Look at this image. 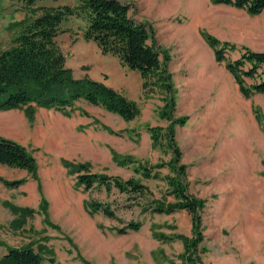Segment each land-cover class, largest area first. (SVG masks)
<instances>
[{"label": "rangeland", "instance_id": "rangeland-1", "mask_svg": "<svg viewBox=\"0 0 264 264\" xmlns=\"http://www.w3.org/2000/svg\"><path fill=\"white\" fill-rule=\"evenodd\" d=\"M77 1L37 0L28 7L21 0H0V49L10 44L12 24L32 14L31 8ZM195 1L137 0L141 8L164 6L170 13L153 26L168 56L172 96L157 87L140 91L139 72L121 66L92 40L71 47L66 63L77 77H103L115 87L103 69L123 74L121 82H129L127 91L138 108L132 120L107 115L84 99L64 112L35 106L31 119L23 107L0 110V136L23 144L36 160V176L0 164V178L25 179L16 187L0 179V257L10 247L28 244L41 251V264H189L182 239L193 237L190 215L184 209H153L176 201L169 183L173 177L204 199L200 264H264V92L243 96L225 67V60L237 58L243 47L264 51V10L249 14ZM178 5L181 12L174 14ZM61 26L63 45L82 36L86 21L69 16ZM185 27L193 33H184ZM206 34L218 38L219 45L227 43L225 60L215 59ZM263 77L258 69L245 80L251 84ZM170 97L173 107L166 105ZM174 146L180 151L177 163L171 162ZM65 161L133 178L147 191L126 193L105 184L87 188ZM93 200L109 205L116 217L92 211ZM130 222L138 229H126Z\"/></svg>", "mask_w": 264, "mask_h": 264}, {"label": "trees", "instance_id": "trees-1", "mask_svg": "<svg viewBox=\"0 0 264 264\" xmlns=\"http://www.w3.org/2000/svg\"><path fill=\"white\" fill-rule=\"evenodd\" d=\"M32 7L37 0H21ZM214 4H223L243 9L249 14H258L264 10V0H210ZM131 4L123 0H78L75 5L67 3L43 5L31 8L29 16L12 24L13 35L8 47L0 49V110L24 108L31 119L35 106L65 111L72 108L79 99L90 104L100 105L105 110L119 115L124 120H132L138 108L136 102L122 91L116 90L101 81L84 75L74 76L72 69L65 63V55L57 42V36L64 31L63 20L69 16L81 17L86 21L82 36L85 40L96 42L103 53L116 56L122 66L136 70L142 78V89L154 87L172 96L171 77L166 69L168 58L163 48L156 45L153 28L149 22L138 21L131 13ZM208 44L213 48L217 61L225 60L226 42L221 45L218 38L206 34ZM164 55V56H163ZM225 67L237 83L243 96L264 92V77L251 84L246 77L253 78L261 69L264 74V51L243 47L240 55L225 60ZM170 100V101H169ZM166 105L173 107L170 97ZM182 120V118H181ZM264 131V120L262 124ZM154 137H158L155 128H151ZM116 159V155H114ZM180 151L174 146L171 162H178ZM70 170L77 172L78 182L85 187L94 184L114 185L121 192L143 195L147 186L133 178L122 179L92 172L85 163L74 164L65 161ZM0 164L27 170L36 176V160L30 150L16 140L0 136ZM181 175L185 174V165H179ZM148 174L149 171H144ZM7 186L16 187L24 178L7 180L0 178ZM171 192L176 201L172 204L157 203L153 209L157 212H169L184 209L190 215L193 237H183L184 260L189 264H200L198 250L203 240L201 232V210L204 199L187 191L180 180L170 177ZM92 211L115 218L109 205L96 201L89 202ZM138 224L130 222L126 229L136 230ZM124 228V229H125ZM125 229V230H126ZM43 255L31 245L10 247L0 257L2 264H41Z\"/></svg>", "mask_w": 264, "mask_h": 264}, {"label": "crops", "instance_id": "crops-1", "mask_svg": "<svg viewBox=\"0 0 264 264\" xmlns=\"http://www.w3.org/2000/svg\"><path fill=\"white\" fill-rule=\"evenodd\" d=\"M124 1H126V2H128V3H130L132 6H131V13H132V15L134 16V18L136 19V20H138V21H146V22H149L150 24H151V26H152V28H153V38H154V40H155V42H156V45H160V44H157V40L155 39V27L153 26V24L156 22V21H160L161 19L160 18H158V17H163V16H166V15H169V14H166V12H165V7L164 6H161V7H155V8H146V9H144V8H141L140 7V4H138L137 3V0H124ZM197 1V0H196ZM196 1H195V4H196ZM217 5H223V4H217ZM223 6H225V5H223ZM180 8H182L180 5H178L177 6V10H178V12H175L174 14H176V13H180L181 11H180ZM139 9V13L137 12V10ZM189 11H190V9H184L182 12L183 13H189ZM171 25V24H170ZM170 25L168 26V27H170ZM163 26L166 28V26H165V24H163ZM173 30V29H172ZM184 33H186V34H190V33H193V28L192 27H185L184 28ZM178 32H180V31H178ZM177 32V33H178ZM225 33L224 32H222L221 31V35H224ZM60 35V34H59ZM59 35L57 36V42H58V44L60 45V47L62 48V50H63V52H64V55H65V63L67 62V57L69 56V55H71L72 54V51H71V47L73 46V44L76 42V41H80L81 39H84L83 38V36H80V34H76L75 36H76V38H75V36H73V38H70V36H69V42L67 43V44H61L58 40H59ZM100 50V49H99ZM260 51H262V50H260ZM118 62H119V60H118ZM120 63V62H119ZM66 65H67V63H66ZM68 66V65H67ZM122 66V65H121ZM69 67V66H68ZM125 67V66H124ZM127 68V67H126ZM101 69H102V67H101ZM128 69V68H127ZM125 70V69H124ZM129 70H131V71H134V70H132V69H129ZM103 76L105 75V76H108V73L112 76L111 78H112V81L111 82H113L114 84H115V87L114 86H112V85H110V84H108V83H106V81H104V79H103V77H99V76H96V77H93V76H91V75H88L89 77H91L92 79H94V80H97V81H101V82H103V83H105L106 85H108V86H111L112 88H114V89H116V90H119V91H122L125 95H127L130 99H132V100H134L132 97H131V95L128 93V91L127 90H129V82H127L126 80L125 81H123L122 80V82H121V79H123V74H118V72H116L117 74H115V72H109V71H107L106 69H103ZM129 73H131V72H129ZM74 74V73H73ZM115 74V75H114ZM87 75V74H86ZM124 75H128L126 72L124 73ZM140 75V74H139ZM74 76H76L75 74H74ZM77 77V76H76ZM118 79H120L119 80V82H118ZM118 86H120V87H118ZM139 90L141 91V90H143L142 89V78H141V76H140V81H139ZM95 105H92L91 104V107H94ZM41 108H44V107H41ZM52 109H54V108H52ZM54 110H56V109H54ZM66 110H68V109H66ZM91 111H93V108L92 109H90ZM56 111H59V110H56ZM102 111L103 112H105L107 115H112V114H114V113H112V112H110V111H105V110H103L102 109ZM60 112H64V111H60ZM68 112V111H67ZM123 119V118H122ZM65 122H66V124H68V120H67V118H66V120H65Z\"/></svg>", "mask_w": 264, "mask_h": 264}]
</instances>
